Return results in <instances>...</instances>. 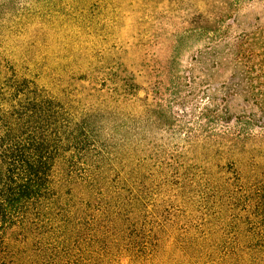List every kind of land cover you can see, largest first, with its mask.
I'll return each instance as SVG.
<instances>
[{
    "label": "rangeland",
    "instance_id": "obj_1",
    "mask_svg": "<svg viewBox=\"0 0 264 264\" xmlns=\"http://www.w3.org/2000/svg\"><path fill=\"white\" fill-rule=\"evenodd\" d=\"M259 29L264 0H0V74L29 79L89 120L93 151L73 170L58 161L64 193L74 186L70 171L105 170L114 187L102 190L106 198L131 188L165 203L175 228L201 248L193 264H216L264 231V211L244 199L257 173L264 180V120L225 89L230 70L213 71L209 56L224 49V36ZM247 123L256 137L244 152L242 136L225 132ZM232 139L237 163L226 151Z\"/></svg>",
    "mask_w": 264,
    "mask_h": 264
},
{
    "label": "trees",
    "instance_id": "obj_2",
    "mask_svg": "<svg viewBox=\"0 0 264 264\" xmlns=\"http://www.w3.org/2000/svg\"><path fill=\"white\" fill-rule=\"evenodd\" d=\"M217 44L224 49L209 56L213 71L230 70L222 80L225 89L250 103V117L264 120V29L242 33L233 42L224 36ZM247 125L225 132L242 136L244 152L253 151L256 137ZM91 130L89 120L34 82L17 73L0 74V264H110L120 258L168 264L171 256L193 264L201 248L194 234L175 228L165 203L131 188L129 197L115 189L118 198H106L102 190L114 191L113 185L104 180L105 170L90 167L78 178L70 171L74 186L63 192L58 161L66 158L70 170L78 166L77 159L93 151ZM233 141L226 151L237 163L242 159ZM246 162L256 164L253 158ZM259 177L246 187L244 199L262 217L264 180ZM257 235L259 243L253 244L255 233H249L246 245L229 250L216 264H264V231Z\"/></svg>",
    "mask_w": 264,
    "mask_h": 264
}]
</instances>
